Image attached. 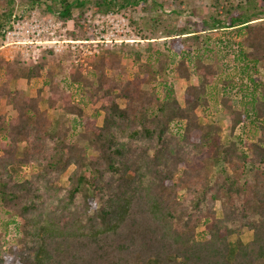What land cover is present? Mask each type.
Segmentation results:
<instances>
[{
  "label": "trees",
  "instance_id": "1",
  "mask_svg": "<svg viewBox=\"0 0 264 264\" xmlns=\"http://www.w3.org/2000/svg\"><path fill=\"white\" fill-rule=\"evenodd\" d=\"M164 3L0 0V38L12 16L27 11L73 21L79 32L68 35L75 40L90 37L80 23L87 12L120 13L130 24L135 13L144 17L135 46L106 48L85 74L77 67L70 89L45 76L46 108L56 106L87 145L65 142L48 127L57 123L40 109L39 96L22 101L7 81L0 85V97L15 113L9 120L0 114V264H264V0H208L198 21L180 26L177 18L194 10L181 0H171L168 9ZM117 52L137 71L151 70L161 91L137 88L126 75L116 78ZM42 67L17 60L11 79L38 78ZM166 71L188 83L183 106ZM216 84L226 137L196 114L217 95ZM92 105L103 114L100 126L84 115ZM172 124L179 125L174 134ZM244 124L258 132L251 141L234 137ZM205 150L214 168L238 169L241 163L252 173L256 204L250 211L222 200L239 195L227 174L218 178L213 170L189 167V154ZM242 228L252 234L248 242L239 238Z\"/></svg>",
  "mask_w": 264,
  "mask_h": 264
},
{
  "label": "rangeland",
  "instance_id": "2",
  "mask_svg": "<svg viewBox=\"0 0 264 264\" xmlns=\"http://www.w3.org/2000/svg\"><path fill=\"white\" fill-rule=\"evenodd\" d=\"M171 0H165L164 8H167ZM185 9L187 10H194L193 15H189L185 13L177 18L176 25L185 24L188 21H198L199 15L205 10L208 4V0H181ZM106 14H111L112 16L109 19H104L103 22H100L101 17H104ZM151 14V12H150ZM149 14V15H150ZM43 18H52L47 16L46 14H41ZM164 16V15H163ZM113 18V19H112ZM135 24H130L127 17L120 13H105V14H93L92 12H87L83 18L81 19L80 23L84 24V27L87 32L90 33V37L83 40H95L99 36L103 35L106 39L110 40L108 44H88L89 50L93 52L91 55H83L80 51L79 47H77L76 51H72L71 43H63L61 45H53V48H33L29 50L26 54H20L19 50H16L12 47H3L0 48V85L7 81L9 84L8 89L12 91V93H18L22 97V101L26 99H32L35 97H40V109L46 110L48 120L54 121L57 123L56 126H48L49 128H54L55 131L60 133V135L64 134L63 140L65 142H72L78 141V137L75 133H73V129L69 127V124L66 123L67 117L64 115H60L56 112V106H50L46 108L45 102L49 95V91L47 87L43 86V81L46 75H49L52 79V82L59 87V89H70L69 79L71 75L74 73L73 70L77 67H80L82 73L85 74L88 70H91V62L94 61L101 53L105 51L106 48H118L122 44L129 43L130 45L135 46V43L139 41L140 34H137V25L141 28V24L144 22V17L141 12H137L134 14L133 17ZM64 33H59L56 35V39L58 41H78L74 38L70 37L68 34L70 32H74L78 34L79 27L75 25L73 21H68L63 23ZM143 30H147L146 27H142ZM220 34V33H216ZM218 36V35H215ZM82 40V39H81ZM121 42H120V41ZM120 42V43H119ZM142 42V41H141ZM2 44H0L1 46ZM96 45V46H95ZM166 45V44H165ZM58 46H62L61 51H56ZM162 48V47H161ZM164 48V47H163ZM162 48V49H163ZM166 50V49H164ZM70 54L68 59H65V54ZM119 59V67L115 70L117 74H115L116 78L122 79L124 77H128L129 79L134 80V85L137 88H144V89H155V92L161 91L162 87L158 84V77L151 72V70L137 71V69L132 65L133 62L129 57L126 55L120 54L119 52L116 53ZM21 61L25 67H38L42 65L43 70L42 74L38 78H33L31 80L27 79H17L13 81L11 79V73L13 62ZM222 70L221 65L218 66V71ZM115 73V72H114ZM167 74V80L170 82L171 86L174 90V96L179 103V105H184V92L188 85L187 81L177 77L175 74L169 73V71L165 72ZM126 75V76H125ZM224 73H221L223 76ZM192 84H195L196 81L194 78L190 80ZM214 88V87H213ZM212 88V89H213ZM216 96L208 97L209 104L204 107H200L196 110V114L199 118V121L204 123L213 122L221 129L222 136L227 135V117L221 111L219 107V100L221 99V85L216 84ZM41 90V91H40ZM40 91V92H39ZM6 98L0 97V114H4L5 117L9 120L14 118L15 113L10 111L9 108L5 105ZM234 105H237L234 102ZM84 115L88 117L89 121H93L96 126H100L102 123L103 114L98 109V105L88 106L84 109ZM251 124H244V126L239 127L234 134L236 138L238 135H241L243 140L251 141V138L257 136L256 133H249L251 130ZM170 134H174L175 132L179 131V125L172 124L170 126ZM254 135V136H252ZM1 139V135H0ZM79 142V141H78ZM79 144H86V140H82ZM241 150H243L242 144L239 146ZM191 156L188 165L193 170H198L199 168H205L208 171H212L218 176V178H223L225 174H227L230 179L235 181L236 187L239 189V195L233 196L231 198H222V200L226 204H234L236 201L242 203V205L250 211L253 206H255L256 201L253 197V191L255 187L254 177L252 173H248L247 169L242 168L241 163H236L238 169H233L230 167H215L212 165L211 162V151L205 150L200 155H194L193 153L189 154ZM71 169L65 172L59 181V184L64 186L66 185V178L70 173ZM22 172L27 174L29 172L28 167L22 168ZM246 172V174H244ZM213 177V173H212ZM179 198L185 197V190H181L178 193ZM221 206L219 203H216L214 206V215L215 218H219L221 216ZM202 226L198 227V231H202ZM252 237V234L246 228H242L240 231L239 238L242 242H248ZM197 238H199L197 236Z\"/></svg>",
  "mask_w": 264,
  "mask_h": 264
},
{
  "label": "built area",
  "instance_id": "3",
  "mask_svg": "<svg viewBox=\"0 0 264 264\" xmlns=\"http://www.w3.org/2000/svg\"><path fill=\"white\" fill-rule=\"evenodd\" d=\"M111 16V14H106L101 17L102 20L100 22H103L104 19H109ZM62 25L63 22L58 19L41 17L36 10L23 12L18 17L13 15L10 28L3 31V35L0 38V44H2L0 48L12 47L19 50L20 54H26L29 50L36 47L53 48V45L71 43L73 45L71 46L72 51H76L77 47H79L83 55H92L93 52L89 50L88 44L106 45L110 43V40L103 35L89 41H58L56 35L65 31ZM62 49V46H58L56 51H61Z\"/></svg>",
  "mask_w": 264,
  "mask_h": 264
}]
</instances>
